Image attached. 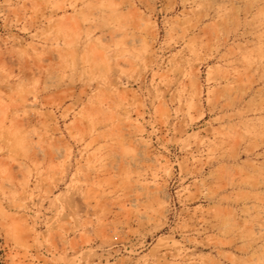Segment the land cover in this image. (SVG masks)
Listing matches in <instances>:
<instances>
[{
    "label": "rangeland",
    "instance_id": "obj_1",
    "mask_svg": "<svg viewBox=\"0 0 264 264\" xmlns=\"http://www.w3.org/2000/svg\"><path fill=\"white\" fill-rule=\"evenodd\" d=\"M262 225L264 0H0V264H264Z\"/></svg>",
    "mask_w": 264,
    "mask_h": 264
},
{
    "label": "snow or ice",
    "instance_id": "obj_2",
    "mask_svg": "<svg viewBox=\"0 0 264 264\" xmlns=\"http://www.w3.org/2000/svg\"><path fill=\"white\" fill-rule=\"evenodd\" d=\"M34 11H38L37 6H33ZM15 231L10 232V235L18 242V246L23 245V240L27 237V232L30 231L27 226V222L20 221L19 223L12 226ZM264 227V225H262ZM35 257L33 256V260Z\"/></svg>",
    "mask_w": 264,
    "mask_h": 264
}]
</instances>
